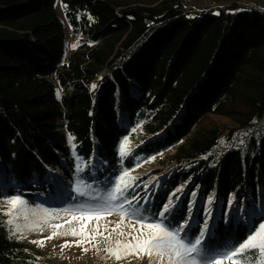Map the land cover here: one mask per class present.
I'll return each mask as SVG.
<instances>
[{
    "label": "trees",
    "instance_id": "1",
    "mask_svg": "<svg viewBox=\"0 0 264 264\" xmlns=\"http://www.w3.org/2000/svg\"><path fill=\"white\" fill-rule=\"evenodd\" d=\"M58 1L87 39L68 56ZM120 98L127 126L119 122ZM263 118L262 9L231 4L217 13L193 12L185 0H0V176L6 171L17 183L0 186V200L21 195L31 202L51 187L43 180L47 166L61 165L63 155L72 176L73 151L88 162L96 144L106 173L115 175L122 161L129 169L173 148L166 155L182 164L153 195L149 213L157 216L177 187L195 178L206 197L217 191L223 200L205 246L224 251L251 230L224 218L247 178L264 203V136L250 142L248 153L233 148L216 164L205 157L222 138ZM160 133L121 157L125 137ZM192 191L170 223L187 217ZM199 228L188 234L194 238ZM40 256L0 215V264H38Z\"/></svg>",
    "mask_w": 264,
    "mask_h": 264
},
{
    "label": "rangeland",
    "instance_id": "2",
    "mask_svg": "<svg viewBox=\"0 0 264 264\" xmlns=\"http://www.w3.org/2000/svg\"><path fill=\"white\" fill-rule=\"evenodd\" d=\"M116 1L124 3L134 0ZM231 4H235L240 9L255 7L264 10V0H185L186 7H191L193 12L214 11L217 13L221 8H226ZM57 8L67 26L66 53L68 56L85 43L87 39L79 29H75L66 20L64 7L60 1H58ZM73 45L76 46L73 47ZM133 90L137 91L135 84H133ZM122 100L120 98L119 102H117L119 122L127 126L129 121L128 116L125 114L126 109L121 104V102L123 103ZM160 135L161 133L148 134L146 136H128L127 140H125V137L121 142L124 146L125 155H121L120 144L121 157L133 156L146 141L155 139ZM262 136H264V118L256 120L250 127L237 129L229 138H222L206 159L211 164H216L233 148L242 150L244 154L248 153L250 151V142L253 139H260ZM97 148L96 144L92 157L88 162L77 159L75 155L76 167L72 170V176H69L62 167L69 168L63 155L60 156L61 165L47 166V172L43 180L50 184L51 187H47L44 191L35 195L31 202L27 197L20 195L26 201V204L20 207L19 211H14L11 217L6 215L9 207L6 204V199L0 200V215L5 219L6 223L9 218L12 219L13 223L11 225L7 223L12 231L30 242L37 241V243L33 244L36 249L41 251L38 264H149L147 255L133 253L131 249H128V254L125 255L124 247L122 245L118 246L117 241H129L132 236L148 231L147 228H142L137 221L141 217L147 218L146 222L158 219V215L155 216L149 213V205L152 202L153 195L157 193L166 179L180 169L182 163L172 162L166 155L173 152V148H171L169 151L145 159L129 169L122 165L124 163L122 161L120 163L121 170L115 175L110 170L106 173L103 159L98 155ZM78 165L79 170L77 168ZM124 170H128V175L136 178L133 187L127 189L123 196L110 199L108 193L115 187L116 178ZM52 171H62L69 178L68 189H66L68 196L62 198L59 196V191L65 189V187L55 182ZM103 171H105L104 174H102ZM3 174L4 177L0 176V186L17 185L9 173L7 174L5 171ZM260 178L258 174V184ZM38 180L37 176L33 178V181ZM182 186L184 187V192L176 193L180 199L176 201L175 197H173L174 203L178 204L180 209L184 197L193 189L192 192L202 195L197 210H199V214L200 212L202 213L203 219V203L208 196L215 194L216 199L213 201L212 208L214 209L218 206V213L215 224L213 227H209L206 238L212 236L222 216L223 200L217 191L206 197L203 183L195 184V178L193 177L180 184L177 189ZM197 186H199L198 190ZM77 188H79V193L76 191ZM80 193H84V195ZM192 199L194 198L190 194L189 201ZM230 200H233V206L227 205L225 220L233 219L235 223L243 222L252 226L254 222L252 224L247 223L246 213L255 203L260 204L263 201V196L259 191L258 198L255 199L253 197L249 178L233 193ZM45 209L48 211L45 212ZM262 215L263 213L255 218ZM97 216L99 219H97ZM196 218L200 221L199 215ZM202 224L203 220L199 224L200 227ZM56 225L61 227L56 228ZM199 225H193L192 228ZM82 227L87 235L80 233ZM17 228L18 231L16 230ZM73 231L79 234L73 235ZM53 233H56V235L53 236ZM49 236H53V238L47 239ZM187 236L188 239H193L189 234ZM40 241H43V246L39 243ZM77 241L80 242L79 245H77ZM232 247L230 246L226 250ZM109 248L113 249L112 254L107 251ZM207 250L209 257H214L226 251L215 252L210 249ZM117 254L120 255V259H116ZM246 259L252 261L253 256L247 254ZM225 264H228V262L226 261Z\"/></svg>",
    "mask_w": 264,
    "mask_h": 264
},
{
    "label": "snow or ice",
    "instance_id": "3",
    "mask_svg": "<svg viewBox=\"0 0 264 264\" xmlns=\"http://www.w3.org/2000/svg\"><path fill=\"white\" fill-rule=\"evenodd\" d=\"M75 46L73 45V47ZM92 87L95 88L96 85ZM57 96L59 97V92H57ZM68 140L74 150L76 148V145L72 143L74 137L69 136ZM125 140H127V137ZM123 148L124 146L121 144L122 156L125 155ZM73 155H76L75 151H73ZM77 168L79 170V165ZM135 180V177L128 175V170H124L116 178L115 187L108 193V197L116 199L117 196H123L127 189L133 187ZM198 189L199 186H197ZM76 191L79 193V188ZM183 192L184 187L182 186L169 196L167 202L163 204L162 210L158 211V219L146 222L147 218L141 217L137 221L141 224L142 228H147L148 231L146 233L132 236L129 241H117L118 246L122 245L124 247L125 255L128 254L127 250L131 249L133 253L147 255L149 257V264H225L226 261L228 264H264V216L261 217V222L258 225L253 224L251 226L249 234L241 242H238L237 245H234L222 254L209 257L205 242L210 227L209 220L212 219V204L216 199L215 194L208 196L203 203L204 219L198 234L193 239H188L187 234L193 230L192 226L200 224V221L196 218L199 215V210L195 213L193 211V209L197 208L198 201L196 199L189 201L186 218L182 221H177L175 224L169 222V217L175 219L180 211L179 205L174 203L173 197H175L176 201H179L180 197L176 193ZM80 194L84 195V193ZM191 195L195 198L197 193L192 192ZM227 203L230 207L233 206V200H229ZM6 204L9 206L6 215L11 217L14 211H19V208L26 204V201L20 195H15L6 198ZM44 211L47 212L48 210L45 209ZM97 219H99L98 216ZM7 223L11 225L13 223L12 219L9 218ZM55 227L59 228L61 226L56 225ZM16 230L18 231V228ZM80 233L87 235L83 227L80 229ZM72 234L77 235L79 233L73 231ZM55 235L56 233H53V236ZM53 236H49L47 239H52ZM32 243H37V241H32ZM39 243L43 246V241ZM76 243L79 245L80 242L77 241ZM107 251L110 254L113 253L112 248L107 249ZM247 254L253 256L252 261L246 259ZM120 258V255L117 254L116 259Z\"/></svg>",
    "mask_w": 264,
    "mask_h": 264
},
{
    "label": "bare ground",
    "instance_id": "4",
    "mask_svg": "<svg viewBox=\"0 0 264 264\" xmlns=\"http://www.w3.org/2000/svg\"><path fill=\"white\" fill-rule=\"evenodd\" d=\"M127 115V113H125ZM53 173V179L55 182L58 184H61L65 187V189L59 191V196L62 198L64 196H68V183H69V178L62 172V171H52ZM5 186V185H4ZM202 195L197 194L194 199L198 201L197 207L201 201ZM220 204V202H219ZM194 213L197 211V208L193 209ZM264 212V203L263 201L258 204L255 203L254 206L246 213V221L248 224H252L254 218ZM218 213V206L213 209L212 213V219L209 220V226L213 227L216 221V216Z\"/></svg>",
    "mask_w": 264,
    "mask_h": 264
},
{
    "label": "built area",
    "instance_id": "5",
    "mask_svg": "<svg viewBox=\"0 0 264 264\" xmlns=\"http://www.w3.org/2000/svg\"><path fill=\"white\" fill-rule=\"evenodd\" d=\"M60 129H62V128H60Z\"/></svg>",
    "mask_w": 264,
    "mask_h": 264
}]
</instances>
